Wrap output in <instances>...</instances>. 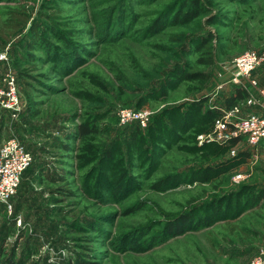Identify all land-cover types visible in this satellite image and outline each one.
Wrapping results in <instances>:
<instances>
[{
    "label": "rangeland",
    "instance_id": "374dc122",
    "mask_svg": "<svg viewBox=\"0 0 264 264\" xmlns=\"http://www.w3.org/2000/svg\"><path fill=\"white\" fill-rule=\"evenodd\" d=\"M183 1L191 3L0 0V23L17 6L28 19L2 37L8 60L0 63V82L5 71L15 74L23 109L12 118L0 108V142L15 137L33 158L11 210L0 203L2 256L13 249L28 264H251L258 258L263 201L247 209L244 199L264 188V141L221 142L201 114L231 92L233 59L264 51V0H202L199 16L173 25ZM33 23L48 46L33 51L31 65L24 40ZM210 34L213 62L200 65L193 49ZM185 63L207 79L177 82L172 71ZM255 75L258 88L248 90L262 102L264 68ZM202 99L185 131L183 118ZM122 109L147 111L146 125L121 123ZM260 112L257 104H242V116ZM85 121L98 133L68 138ZM182 215L197 220L198 229L161 241Z\"/></svg>",
    "mask_w": 264,
    "mask_h": 264
},
{
    "label": "built area",
    "instance_id": "2783aa9c",
    "mask_svg": "<svg viewBox=\"0 0 264 264\" xmlns=\"http://www.w3.org/2000/svg\"><path fill=\"white\" fill-rule=\"evenodd\" d=\"M6 50L0 51V63L7 62ZM264 64V51L248 50L232 61L228 82L248 90L258 88L253 72ZM221 88V86H219ZM263 101L257 102L249 96L241 103L229 109H221L222 114L214 121L215 138L228 142L231 138H239L249 145H256L264 140V90H259ZM242 104L247 106L257 104L260 113L242 116ZM0 108L16 118L23 109L22 99L18 92L17 79L11 71H5L0 82ZM149 113L141 110L122 109L119 112L121 123L135 121L145 126ZM32 154L17 138L11 137L0 142V203L11 210V200L20 184L22 173L30 166ZM251 264H264V248L258 258Z\"/></svg>",
    "mask_w": 264,
    "mask_h": 264
},
{
    "label": "trees",
    "instance_id": "16d2710c",
    "mask_svg": "<svg viewBox=\"0 0 264 264\" xmlns=\"http://www.w3.org/2000/svg\"><path fill=\"white\" fill-rule=\"evenodd\" d=\"M206 1H209V0H206ZM202 9H203L202 0L201 1L191 0V3H188V2L186 3V1H183V3L181 4V7L178 9L177 13L172 18L173 25H181V24L191 21L192 19H194L195 17L199 16L202 13L203 11ZM27 20L28 19H27L25 12L22 9L18 8V6L15 8H9L6 10L4 17L0 23V51L3 50L6 44V41L2 37L6 36L8 38L11 34L16 33L19 29L23 28L26 25ZM49 27L51 31L55 32L56 26H54V24L53 25L50 24ZM27 32L29 36L24 40V45H25L24 48H25V52L27 55L26 61L29 62L31 65H34V60L36 57L32 54L33 51L37 50L39 47H42V45L48 46V44L46 41V35L44 32L40 30L39 24H36V23L30 24L27 28ZM211 39H212L211 34L209 36H202L199 38V40L195 44V47L193 50L195 51V54H197L196 61L200 65L207 66V65L212 64L213 62V55H212V51L210 48ZM31 69L34 70L35 68H31ZM172 73H173L172 74L173 79H175L177 82H183L185 80L188 81L192 78H196L197 80L204 82L208 77V75L205 73L191 72L190 69H188V65L186 63L180 64V65L177 64L174 70L172 71ZM19 74L20 76L27 75L25 74V72H20ZM16 79H17L18 92L20 95L19 81L17 77ZM21 81L23 84L22 86L25 88V91L29 94V90L27 89V87L30 86V83L26 82L23 79ZM231 89H232L231 92L222 99L220 106L215 107V108H207L203 112V114H201V119L202 118L211 119L212 124H214V121L217 118H219L222 114L221 108L222 109L232 108L233 106L243 102L249 95L248 94L249 90H246L239 85H231ZM28 96L29 95H27L26 97ZM203 100L205 99H202L201 101L198 100L197 102H195L196 103L194 104L195 109H193L195 111L193 110L190 111L191 117H188L190 116L188 115L187 117L183 118L182 123H184V125L187 123V127H184L183 125V128L185 129V131L187 130L188 127H190L189 125L190 122H193V120L195 119V115L193 116L192 114H197L200 112L202 108L201 105L203 104ZM3 111L7 115H9L7 111L5 110ZM38 113L39 111L37 110L36 114ZM98 131L99 130L95 126L94 122L85 121V122L76 124L72 135H70L68 138L72 136H76L78 139H85V138H88L89 136H94L95 134L98 133ZM238 142H239V138H231L228 141V143H230L231 145H234ZM25 147L27 148L26 145ZM107 151L108 149H106V152ZM25 171L22 173V177ZM169 178L173 180L175 179L174 176H171ZM206 179L207 178L204 176L203 180L206 181ZM155 187H157V185H155ZM65 191H67L69 195L72 194V192L67 189ZM261 201H263V204H261L262 203ZM244 203L247 204L246 205L247 209L254 208L260 204L264 206V188L256 192H249V195L244 199ZM213 211L215 213L218 212V210L216 209ZM199 226L200 225L197 222V220L195 221V223H193L191 219L189 218V215H182L179 218L175 219L172 223L166 226L165 229L167 232L164 230V233L165 232L166 233H165V236L161 237V241H163L168 235L169 237H175L187 231L198 229ZM0 253H1V249H0ZM0 264H28V263L26 262V259L24 257L22 256L16 257L12 249L8 255L2 256V254H0ZM32 264H35V263H32ZM76 264H93V263L87 262V261H81V262L78 261Z\"/></svg>",
    "mask_w": 264,
    "mask_h": 264
},
{
    "label": "crops",
    "instance_id": "0c3cea01",
    "mask_svg": "<svg viewBox=\"0 0 264 264\" xmlns=\"http://www.w3.org/2000/svg\"><path fill=\"white\" fill-rule=\"evenodd\" d=\"M260 69H262V68H264V64L261 66V67H259ZM258 69V68H257ZM256 69V70H257ZM256 70L253 72V78H255L256 80H257V82H258V79L256 78V75H255V72H256ZM255 75V76H254ZM260 86V85H259ZM261 89L262 90H264V87H261ZM264 141V140H263Z\"/></svg>",
    "mask_w": 264,
    "mask_h": 264
}]
</instances>
